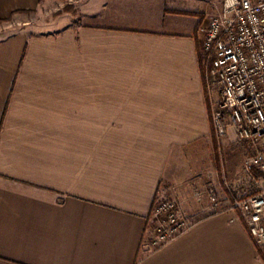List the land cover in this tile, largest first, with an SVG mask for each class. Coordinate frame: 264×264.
I'll list each match as a JSON object with an SVG mask.
<instances>
[{"label":"crops","instance_id":"1","mask_svg":"<svg viewBox=\"0 0 264 264\" xmlns=\"http://www.w3.org/2000/svg\"><path fill=\"white\" fill-rule=\"evenodd\" d=\"M65 1L0 0L16 26L0 33V264H264L226 196L240 173L220 177L206 4L84 0L82 22L40 19ZM159 197L192 225L152 249Z\"/></svg>","mask_w":264,"mask_h":264},{"label":"built area","instance_id":"2","mask_svg":"<svg viewBox=\"0 0 264 264\" xmlns=\"http://www.w3.org/2000/svg\"><path fill=\"white\" fill-rule=\"evenodd\" d=\"M198 37L219 96L212 114L216 135L226 136L233 128L255 150L245 159L239 182L227 183L226 196L264 256V0H223L220 14L201 20ZM208 194L218 206L215 190ZM191 225L176 199L159 197L147 228L148 244L164 246Z\"/></svg>","mask_w":264,"mask_h":264},{"label":"rangeland","instance_id":"3","mask_svg":"<svg viewBox=\"0 0 264 264\" xmlns=\"http://www.w3.org/2000/svg\"><path fill=\"white\" fill-rule=\"evenodd\" d=\"M84 0H67L63 3H60L59 6H48V8L44 9L41 13V18L46 23L51 25V27H63L69 23H78L82 22L83 19L79 12L81 11V5ZM195 1H203L208 7V14L218 15L221 11V7L223 4V0H195ZM63 14L65 16L63 17ZM68 17V18H67ZM208 16H205L206 18ZM66 19V20H65ZM16 26L12 25H1L0 33L6 30H13ZM201 68L203 71L204 78V86L205 91L208 96L209 106H210V116H211V131L213 138V145L215 149V154L218 162V168L220 169V177L222 178L221 171L228 173L235 169L239 179L244 176V161L249 156L255 153L253 146L250 142L245 140H240L236 136V140L231 141L230 139L233 135V128L229 129V132L226 136L218 137L214 131L213 123H212V114L214 107L216 106V101L219 99L216 85L214 84L213 78L210 76V69L208 64L205 63L204 55L201 53ZM230 169V170H229ZM224 186V185H223ZM227 186V184H226ZM260 253V252H259ZM264 261V256L260 253Z\"/></svg>","mask_w":264,"mask_h":264},{"label":"trees","instance_id":"4","mask_svg":"<svg viewBox=\"0 0 264 264\" xmlns=\"http://www.w3.org/2000/svg\"><path fill=\"white\" fill-rule=\"evenodd\" d=\"M189 14L197 15L198 13H189Z\"/></svg>","mask_w":264,"mask_h":264}]
</instances>
